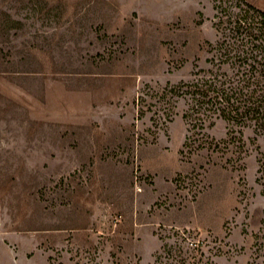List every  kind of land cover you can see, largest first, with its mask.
<instances>
[{
    "label": "rangeland",
    "instance_id": "1",
    "mask_svg": "<svg viewBox=\"0 0 264 264\" xmlns=\"http://www.w3.org/2000/svg\"><path fill=\"white\" fill-rule=\"evenodd\" d=\"M246 4L264 11V0H0V264H163V226L198 232L214 264H264L254 146L235 165L182 155L183 99L171 121L151 119L156 92L203 63L216 15ZM227 131L222 119L206 128Z\"/></svg>",
    "mask_w": 264,
    "mask_h": 264
},
{
    "label": "trees",
    "instance_id": "2",
    "mask_svg": "<svg viewBox=\"0 0 264 264\" xmlns=\"http://www.w3.org/2000/svg\"><path fill=\"white\" fill-rule=\"evenodd\" d=\"M218 38H206L200 45L206 53L203 63L196 57L191 78L167 82L156 92L158 106L151 119L156 126L171 121L179 99L185 102L182 117L188 135L182 155L201 149L221 153L226 164L242 162L247 144L257 151L258 181L264 179V11L252 4L238 12L216 15ZM146 102L145 95L141 96ZM143 115V109L140 110ZM217 119L228 125L227 136L210 137L206 128ZM250 134L246 137V132ZM211 162V161H210ZM164 227L159 258L163 264H214L205 241L188 228ZM264 235V209L262 228ZM258 235V234H257ZM259 237V236H258ZM170 239H173L170 241ZM87 264V263H85Z\"/></svg>",
    "mask_w": 264,
    "mask_h": 264
}]
</instances>
